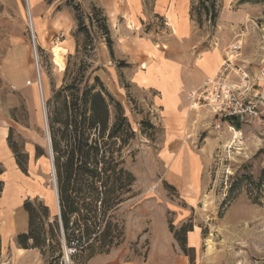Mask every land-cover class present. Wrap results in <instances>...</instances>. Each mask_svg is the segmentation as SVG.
Here are the masks:
<instances>
[{
  "label": "rangeland",
  "instance_id": "1",
  "mask_svg": "<svg viewBox=\"0 0 264 264\" xmlns=\"http://www.w3.org/2000/svg\"><path fill=\"white\" fill-rule=\"evenodd\" d=\"M30 4L31 12L26 0H0V114L16 159L14 172L0 176V197L22 177L45 243L24 251L19 238L4 248L0 240V264H264V106L253 121L220 120L189 96L205 83L183 91L168 61L222 47L223 63L234 52L236 70L264 102V0H190L188 17L170 0ZM55 47L74 72L82 61L101 67L97 75L135 134L121 151L132 184L104 248L85 241L82 221H73L70 248L58 220L44 117L66 70L54 62ZM175 137L181 141L170 146Z\"/></svg>",
  "mask_w": 264,
  "mask_h": 264
},
{
  "label": "trees",
  "instance_id": "2",
  "mask_svg": "<svg viewBox=\"0 0 264 264\" xmlns=\"http://www.w3.org/2000/svg\"><path fill=\"white\" fill-rule=\"evenodd\" d=\"M204 9L211 13L208 7ZM86 37L89 40L88 33ZM100 70L82 61L74 72L69 64L48 112L60 201L58 220L70 248L73 221H82L85 241H100L102 248L107 246L112 227L109 221L127 200L132 184L131 174L123 167L121 151L128 136L135 134L121 103L97 75ZM17 162L20 165L18 158ZM232 189H236L235 184ZM24 208L29 214L30 231L19 236L20 245L29 249L28 242L32 240L33 247H43V234L35 233L36 221L41 217L39 210L31 201H26ZM43 209L48 211L47 207Z\"/></svg>",
  "mask_w": 264,
  "mask_h": 264
},
{
  "label": "crops",
  "instance_id": "3",
  "mask_svg": "<svg viewBox=\"0 0 264 264\" xmlns=\"http://www.w3.org/2000/svg\"><path fill=\"white\" fill-rule=\"evenodd\" d=\"M177 3V7L181 9V14L188 17V10L190 0H170ZM252 1V0H251ZM184 16V17H185ZM235 15L234 17H236ZM219 29H226V33L230 30H235L233 26H219ZM223 30V32H224ZM223 48L214 47L211 50L204 52L199 57H194V50H189L183 59H171L168 60L171 66L179 73L180 80L182 83L183 91H191L203 85L210 76H215L222 65V53ZM261 86L264 87V79H259ZM263 94H264V90ZM0 114V166L8 162L7 170H4L0 176L5 177L10 171H13L16 165V159L12 151L7 147L5 140L7 138L9 120L2 117ZM177 134V133H175ZM178 141H181V137H175L171 142L170 146L175 145ZM14 172V171H13ZM177 175V174H174ZM179 176V175H178ZM11 189L9 192L10 197H6V188L0 197V240L2 241V248L4 245L14 239L17 241L19 236L28 235L30 231L29 226V214L24 208L26 201H30L33 198L27 192L29 187L24 182L21 176H14L11 184L7 187ZM24 192L26 197L19 194L12 195L14 192ZM28 194V195H27ZM39 195L35 196L36 198ZM41 197V196H40ZM34 198V199H36ZM30 243L32 240L29 241ZM21 246V245H20ZM3 250V249H2ZM27 251V249H24ZM191 250V249H190ZM3 252V251H2Z\"/></svg>",
  "mask_w": 264,
  "mask_h": 264
},
{
  "label": "built area",
  "instance_id": "4",
  "mask_svg": "<svg viewBox=\"0 0 264 264\" xmlns=\"http://www.w3.org/2000/svg\"><path fill=\"white\" fill-rule=\"evenodd\" d=\"M35 67L38 83L42 93L41 69L36 50L35 36ZM234 52L227 55L217 74L208 79L205 84L189 94L192 103L199 109H207L220 120L248 122L262 115L263 99L255 93L245 72L236 66ZM233 72L241 76L240 81L232 79ZM259 98V99H258ZM43 99V98H42Z\"/></svg>",
  "mask_w": 264,
  "mask_h": 264
},
{
  "label": "water",
  "instance_id": "5",
  "mask_svg": "<svg viewBox=\"0 0 264 264\" xmlns=\"http://www.w3.org/2000/svg\"><path fill=\"white\" fill-rule=\"evenodd\" d=\"M26 5H27L28 11H29V5H28L27 0H26ZM30 27H31V33H32V38H33V29H32V25H31V18H30ZM44 117H45L46 134H47V141H48V147H49V158H50L52 168H53V183H54L53 186H54V190L56 192V197H57L58 216H59V218H61L60 201H59V194H58L56 171H55V166H54V157H53L51 136H50L49 126H48V117H47V113H46L45 109H44ZM61 227H62V222H61ZM62 232H63V238L65 240L63 228H62Z\"/></svg>",
  "mask_w": 264,
  "mask_h": 264
},
{
  "label": "bare ground",
  "instance_id": "6",
  "mask_svg": "<svg viewBox=\"0 0 264 264\" xmlns=\"http://www.w3.org/2000/svg\"><path fill=\"white\" fill-rule=\"evenodd\" d=\"M27 2H28V4H29V8H30V12H31V4H30V0H27ZM29 12V13H30ZM32 23H33V17H32V15H31V25H32ZM60 51H64V52H67L66 50H64V49H61L60 47H55L54 49H53V54H54V62L60 67V69L62 70V71H64L65 69H66V64H65V62H64V60H63V58H62V56L60 55ZM39 87H40V85H39ZM39 90H40V88H39ZM42 93H43V88H42ZM44 100V99H43ZM49 148V147H48ZM50 167H51V171H52V164H50ZM52 173H53V171H52ZM54 184V183H53ZM54 195H55V203H56V205H57V197H56V192H54ZM57 207H58V205H57ZM67 259H68V257H67Z\"/></svg>",
  "mask_w": 264,
  "mask_h": 264
}]
</instances>
